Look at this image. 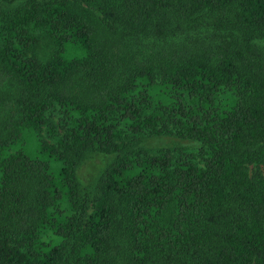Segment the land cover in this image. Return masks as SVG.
I'll list each match as a JSON object with an SVG mask.
<instances>
[{"label":"trees","instance_id":"1","mask_svg":"<svg viewBox=\"0 0 264 264\" xmlns=\"http://www.w3.org/2000/svg\"><path fill=\"white\" fill-rule=\"evenodd\" d=\"M0 264H264V0H0Z\"/></svg>","mask_w":264,"mask_h":264},{"label":"rangeland","instance_id":"2","mask_svg":"<svg viewBox=\"0 0 264 264\" xmlns=\"http://www.w3.org/2000/svg\"><path fill=\"white\" fill-rule=\"evenodd\" d=\"M148 146H153L154 148L161 147V146H181L187 147L189 149H197L198 144L194 141L186 138H180L176 136H167L163 138H151L147 142ZM109 159L103 155H90L88 154L83 161L81 162L79 176L81 179L82 187H91L92 183L95 179L100 175L103 170V167Z\"/></svg>","mask_w":264,"mask_h":264}]
</instances>
